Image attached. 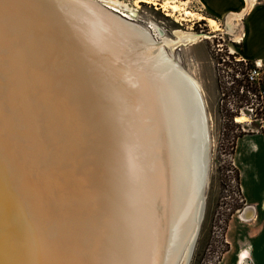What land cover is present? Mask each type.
<instances>
[{
  "label": "bare ground",
  "instance_id": "6f19581e",
  "mask_svg": "<svg viewBox=\"0 0 264 264\" xmlns=\"http://www.w3.org/2000/svg\"><path fill=\"white\" fill-rule=\"evenodd\" d=\"M133 25L0 0V264H189L210 126L171 50L210 35Z\"/></svg>",
  "mask_w": 264,
  "mask_h": 264
},
{
  "label": "rangeland",
  "instance_id": "374dc122",
  "mask_svg": "<svg viewBox=\"0 0 264 264\" xmlns=\"http://www.w3.org/2000/svg\"><path fill=\"white\" fill-rule=\"evenodd\" d=\"M117 1L122 10L126 9L128 4L133 12L131 15L133 22L152 32L153 24H156L165 31L166 36L172 38L175 37L176 29L210 35L196 43L179 45L173 50L168 48V51L169 53L173 51L180 64L199 81L210 118L211 162L206 209L190 264H217L227 249L225 234L229 222L246 206L241 199L234 170L236 165L232 158L236 137L241 131L264 132L263 110L251 112L245 108L244 113H241L239 106L251 102L248 95V99L243 103L238 97L231 98V102L235 103L237 108L231 106L229 102H222V81L232 80L233 67L238 70L240 78H244L241 73L243 66L237 64L238 60H242L239 55L242 39L240 34L243 32L242 18L236 20L235 32L229 33L226 30V17L219 20L205 9L202 10L198 0ZM172 3L179 5L178 10L172 9ZM186 9L195 14H185ZM198 15L204 18H199ZM208 18H215L218 21L217 30L210 25ZM155 36L157 39L160 38L156 34ZM231 90L235 92L233 87ZM238 115H245L247 120L237 121ZM237 207L240 208L236 209Z\"/></svg>",
  "mask_w": 264,
  "mask_h": 264
},
{
  "label": "crops",
  "instance_id": "0c3cea01",
  "mask_svg": "<svg viewBox=\"0 0 264 264\" xmlns=\"http://www.w3.org/2000/svg\"><path fill=\"white\" fill-rule=\"evenodd\" d=\"M198 1L202 10L219 20L247 8L246 0ZM249 8L241 21L244 36L239 55L243 60L257 61L264 77V0ZM232 158L240 171L246 206L231 218L225 234L229 249L217 264H264V132L253 131L237 138Z\"/></svg>",
  "mask_w": 264,
  "mask_h": 264
},
{
  "label": "water",
  "instance_id": "95a60500",
  "mask_svg": "<svg viewBox=\"0 0 264 264\" xmlns=\"http://www.w3.org/2000/svg\"><path fill=\"white\" fill-rule=\"evenodd\" d=\"M69 3H71L74 6L77 7H81L84 9H91L92 11H95L97 13H100L101 15H105L108 18H114L117 21H120L121 23H123L124 25L126 24L127 26H136L133 24H137L135 22H133L131 19L122 16L123 13L122 12H116L115 10H113V8H110V5L105 3V2H101L98 0H67ZM113 15V16H112ZM131 22V23H128ZM133 23V24H132ZM131 28V27H130ZM174 61V60H173ZM202 94L200 93V96ZM204 96V95H203ZM202 97V96H201ZM202 104L204 105L203 101ZM203 107V112H204V117H205V123L206 126L208 125L210 118L208 117V112L205 109L204 106ZM209 118V120H208ZM208 141H207V150L206 152H204V163H203V170H202V182H201V195H200V208H199V213L197 215V219L195 221V225H194V232H195V238L193 241V245H192V250H191V256H190V260H189V264L191 262L192 259V255L195 249V246L197 244V240L200 234V230H201V226L204 220V216H205V209H206V198H207V189H208V183H209V174H210V162H211V148H209L208 142H209V137H207Z\"/></svg>",
  "mask_w": 264,
  "mask_h": 264
},
{
  "label": "built area",
  "instance_id": "2783aa9c",
  "mask_svg": "<svg viewBox=\"0 0 264 264\" xmlns=\"http://www.w3.org/2000/svg\"><path fill=\"white\" fill-rule=\"evenodd\" d=\"M225 60V58H224ZM244 76V74H243ZM237 78H240V74L237 73ZM246 80L254 85L259 86V90L257 92L251 91L247 89L245 86H242L240 88L241 94H247L251 102L240 107L241 113H244V109L247 108L251 112L257 111L258 109H261L264 111V86L261 85V81L264 80L263 72H262V66L256 61L254 62V65L251 66L246 73ZM233 87V90L236 92H233L231 89ZM235 87V79L232 78L231 81H222V102H229L231 106H235V103L231 102L232 97H237V91ZM227 88V90H226ZM243 103V101H241ZM236 107V106H235ZM237 108V107H236ZM236 111V109H233Z\"/></svg>",
  "mask_w": 264,
  "mask_h": 264
},
{
  "label": "trees",
  "instance_id": "16d2710c",
  "mask_svg": "<svg viewBox=\"0 0 264 264\" xmlns=\"http://www.w3.org/2000/svg\"><path fill=\"white\" fill-rule=\"evenodd\" d=\"M237 64H241L243 66V72H241L242 74H244V78H237L236 75L238 73V70H236L234 67H233V73H232V78L235 79V87H236V91H237V97L240 99V101H245L248 99V96L247 94H241L240 93V88L242 86H245L247 89L251 90V91H254V92H257L259 90V86L258 85H254V84H251L249 83L247 80H246V73H247V70L254 65V62L253 61H250V60H238L237 61ZM261 85L264 86V80L261 81ZM250 132H247V131H241L237 137H236V140L237 138L245 135V134H248ZM235 146H236V141L234 143V151L232 152V154H234L235 152ZM234 170L236 172V179H237V182H238V188H239V192H240V195H241V199L242 201L244 202L245 204V200H244V196L242 194V190H241V185H240V171L239 169L234 166ZM240 207H237L236 209H238ZM229 249V244H227V249L226 251Z\"/></svg>",
  "mask_w": 264,
  "mask_h": 264
}]
</instances>
